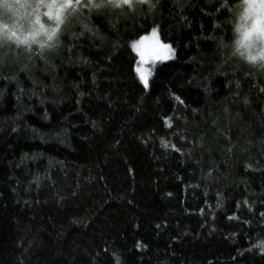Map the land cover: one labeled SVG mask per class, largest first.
Here are the masks:
<instances>
[{
	"label": "trees",
	"instance_id": "1",
	"mask_svg": "<svg viewBox=\"0 0 264 264\" xmlns=\"http://www.w3.org/2000/svg\"><path fill=\"white\" fill-rule=\"evenodd\" d=\"M50 2L39 22L0 8V264H264V66L232 44L244 0L81 6L54 48L4 38L57 30ZM154 27L175 55L145 87L132 43Z\"/></svg>",
	"mask_w": 264,
	"mask_h": 264
},
{
	"label": "snow or ice",
	"instance_id": "2",
	"mask_svg": "<svg viewBox=\"0 0 264 264\" xmlns=\"http://www.w3.org/2000/svg\"><path fill=\"white\" fill-rule=\"evenodd\" d=\"M261 2L264 3V0H261ZM143 4H147L150 10L157 7V4L152 3L151 0H87V3H84V0H62V2L61 0H53V2L47 3L45 7L49 9V15L54 16L58 25L57 30L59 31L60 26L64 23L65 20V9H77L83 6L98 10L109 7L121 9L128 8L135 10L137 6ZM57 30H53V32L49 35V39H52V37L57 34ZM56 45L57 44H54L52 48L56 47ZM133 47L136 50L137 55L140 57V63L142 64L147 63L153 59H167L168 55L174 54V49L172 48V46L170 44L162 43L159 39L158 27H154L152 29L150 37H141L140 41L136 42ZM136 71L139 74V77L144 83L145 87H147L149 73H146L139 67H137ZM176 99L179 100L178 97ZM168 126L171 127V124L169 123ZM172 148L176 151H179V149L175 148V145H172ZM245 203H247V201H245ZM261 215L264 216V213H261ZM137 247H140V245L138 244ZM255 247H259L261 252H264V243L255 245Z\"/></svg>",
	"mask_w": 264,
	"mask_h": 264
},
{
	"label": "rangeland",
	"instance_id": "3",
	"mask_svg": "<svg viewBox=\"0 0 264 264\" xmlns=\"http://www.w3.org/2000/svg\"><path fill=\"white\" fill-rule=\"evenodd\" d=\"M44 1L46 0H0V6H2L0 8H4L7 5L8 7L3 9L2 13L3 11L4 13H11V14L15 13L13 16L15 21L22 22V20L19 18V15L21 14L20 16H22L23 18L29 19L28 21H31L29 17L32 15L33 17V18L31 17L32 20L39 22L41 18V13L39 11H36L35 9L40 8L42 2ZM244 9H245V12L240 19L239 28L245 31L246 37L248 38L250 42L255 43L258 47H264V3H262L261 0H244ZM151 32L143 34L142 37L144 36L150 37ZM140 38L133 41L132 48H134L133 45L136 42L140 41ZM159 39L161 40L162 43L170 44L172 46L170 42H167V41L164 42L161 39L160 34H159ZM172 48L174 49V54H171V55L166 54L168 55L167 59H153L143 64L140 63V57L137 55L138 62L136 65V69L137 67H139L146 73H149L147 87L150 85V81H151L150 78L154 70L153 68L156 66V64L159 62H167V60H171L174 58L175 48L174 46H172ZM134 51L136 52L135 49Z\"/></svg>",
	"mask_w": 264,
	"mask_h": 264
},
{
	"label": "clouds",
	"instance_id": "4",
	"mask_svg": "<svg viewBox=\"0 0 264 264\" xmlns=\"http://www.w3.org/2000/svg\"><path fill=\"white\" fill-rule=\"evenodd\" d=\"M7 7L6 5L5 8ZM52 32L49 31L47 34H43L39 31H33L27 34L21 33V35L17 36L14 32L5 31L4 38L14 41L18 46H22L26 50L36 46L43 51L52 48L59 40L58 30L57 34L52 39H49V35ZM236 33L232 42L233 55L246 64L264 66V47H258L255 43L250 42L243 29L237 28Z\"/></svg>",
	"mask_w": 264,
	"mask_h": 264
}]
</instances>
